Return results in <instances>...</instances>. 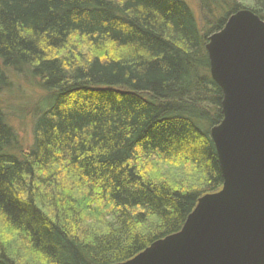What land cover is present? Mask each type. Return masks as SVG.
I'll return each instance as SVG.
<instances>
[{
	"label": "trees",
	"instance_id": "trees-1",
	"mask_svg": "<svg viewBox=\"0 0 264 264\" xmlns=\"http://www.w3.org/2000/svg\"><path fill=\"white\" fill-rule=\"evenodd\" d=\"M198 2L205 29L186 0H0V94H45L28 145L0 108V221L33 264L126 261L222 187L205 44L264 0ZM0 264L24 263L4 246Z\"/></svg>",
	"mask_w": 264,
	"mask_h": 264
},
{
	"label": "water",
	"instance_id": "water-1",
	"mask_svg": "<svg viewBox=\"0 0 264 264\" xmlns=\"http://www.w3.org/2000/svg\"><path fill=\"white\" fill-rule=\"evenodd\" d=\"M205 49L222 92L210 129L222 187L198 198L179 231L112 264H264V20L240 9Z\"/></svg>",
	"mask_w": 264,
	"mask_h": 264
},
{
	"label": "rangeland",
	"instance_id": "rangeland-1",
	"mask_svg": "<svg viewBox=\"0 0 264 264\" xmlns=\"http://www.w3.org/2000/svg\"><path fill=\"white\" fill-rule=\"evenodd\" d=\"M186 1L192 8L199 25L205 29V23H207L205 18L208 19V13L202 14L198 0ZM203 18L205 23H203ZM44 95V92L37 87L36 83H30L29 80L23 78L14 80L11 87L0 94V108L7 113L10 122L25 145H28L32 140L33 123L35 119L32 114L38 108V104L43 101ZM162 169V171L168 175L169 171L176 174L179 173L177 175L178 177L181 175V172L169 166H165ZM183 170L186 173L190 172L188 167H185ZM183 178L185 179V177ZM4 246H6L10 252L16 254L17 260L21 263L33 264L36 260V255L29 253L21 238L10 231L0 221V249Z\"/></svg>",
	"mask_w": 264,
	"mask_h": 264
}]
</instances>
